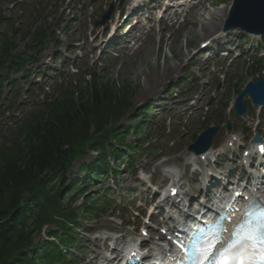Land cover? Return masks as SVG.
<instances>
[{"label":"rangeland","instance_id":"1","mask_svg":"<svg viewBox=\"0 0 264 264\" xmlns=\"http://www.w3.org/2000/svg\"><path fill=\"white\" fill-rule=\"evenodd\" d=\"M128 3L129 0H17L11 4L7 0H0L2 24H22L21 27L24 28L36 21L37 25L44 24L53 30V42L55 39L59 45L58 51H55L54 43L50 42L52 36L49 37L50 43L48 42L46 48L39 53L40 63L31 68L26 83L19 84L22 87L16 102L20 106L14 108L9 119L0 118L1 123L6 124L0 129V135H3L4 131H13L16 121L23 120L28 113H33L57 95L61 99L63 96L70 97L72 93L71 96L76 99L75 90L79 89L78 83L86 72L91 73L89 80H96L95 83H100L105 89H115L112 91L115 93L122 92L121 88L127 90L126 100L130 106L118 120L108 122L107 129L117 125L131 126L133 121L130 117L135 109H149L146 111L148 114L145 115L144 122L135 127L138 135L134 136V130L127 131L122 143L138 145L144 134H147L152 140L158 141L154 146L156 150L149 153L139 151L136 156L131 155V168L125 159L121 160L117 165L120 167L115 170L116 174H111L112 178L104 176L101 183L92 185L97 192L105 195L110 204L103 208V214L97 217L92 213L84 214V219L79 223L80 230L75 234L79 248L69 249V254L75 256V264H96V261L98 263L104 255L107 256L108 246L116 244V237L131 232L132 227H124L122 221L131 223L137 220L138 217L129 210L137 206L134 203L136 199L140 204L144 202L138 198L143 188L138 185L136 178L144 172L151 175L152 183L162 180L161 161L167 159L168 164L182 169L187 145L191 144L205 127H220L214 138V149H219L226 143L228 135L222 126L227 120L233 125L230 134L237 135L241 139L240 143L246 148H249L250 139L254 134L264 139V109L259 111L250 107L245 98V104L249 107L247 115L236 118L230 110L234 97L244 84L261 77L263 71L259 66L264 63V43L257 53H244L234 63L213 62L214 59L204 63L207 54L197 53L198 43L220 32L225 15L223 9L229 6L230 0H201L195 6L188 4L183 10L191 9L189 13L178 14L175 19L179 21L185 15L183 24H174L169 29L165 24L159 27L158 21H154L151 33H144L134 48H115L111 51L115 55L113 57L99 54L93 49L95 44L91 43L92 38L97 36L100 41L103 38L100 33L102 28H107L115 18L116 12L120 9L123 11ZM109 5L113 6L109 19L102 26H95L94 22L100 21ZM150 12L152 7L144 14L148 15ZM160 28H165L166 32L160 33ZM92 29L95 31L92 32ZM10 30L7 35L12 37ZM15 40L16 50L21 51L25 42L19 40L18 34L15 35ZM220 41L229 45L231 39L225 38V42L224 38H221ZM204 64H207V67L203 66ZM151 81L153 85L147 87ZM88 88V83L86 87L85 84L80 86L83 93ZM168 129L171 131H167ZM89 130L94 131V128ZM242 150H239V155ZM89 161L88 157L74 161L71 173H77L79 165ZM183 177V182H186L187 172ZM112 180L116 182L115 189H109ZM189 187L192 189L193 186ZM104 188L109 189L107 193L103 192ZM69 198L70 196H67L64 199L65 203ZM80 202L81 199L74 207ZM142 215L146 216L143 213ZM158 222V219L148 222L151 228L149 235L153 234L151 232L158 233ZM143 227L144 225L140 228ZM54 229L56 227L53 226ZM114 231L120 234L112 236L110 232ZM44 233L45 231L36 234L35 239H43ZM105 239L109 240L105 241L106 246L103 245Z\"/></svg>","mask_w":264,"mask_h":264},{"label":"trees","instance_id":"2","mask_svg":"<svg viewBox=\"0 0 264 264\" xmlns=\"http://www.w3.org/2000/svg\"><path fill=\"white\" fill-rule=\"evenodd\" d=\"M26 37L27 31L21 40ZM44 38L45 32L35 28L30 44L36 42L35 46L42 48ZM15 48L14 41L0 33V96L4 88L12 85H5L9 76L22 71L32 60L33 45L12 54ZM95 82H90L85 93L78 92L76 99L64 97L39 110L1 141L0 264H65L60 246L72 243L67 235L70 227L76 229L78 219L72 203H64L66 193L76 188L78 179L66 180L65 175L71 163L85 155V149L99 150L101 155L93 160L90 169L85 165L79 169L93 178L98 170H104V165L99 164V159L104 161V144L116 135L122 136L121 128L106 126L130 106L127 90L121 88L122 92L115 93V89H105ZM92 127L94 131L89 130ZM79 178L80 185L89 184L86 177ZM64 184L66 193L61 191ZM47 224L58 226L62 232L49 231L47 236L53 238L52 242H35L36 233Z\"/></svg>","mask_w":264,"mask_h":264},{"label":"snow or ice","instance_id":"3","mask_svg":"<svg viewBox=\"0 0 264 264\" xmlns=\"http://www.w3.org/2000/svg\"><path fill=\"white\" fill-rule=\"evenodd\" d=\"M229 219L221 217L222 221ZM226 232L223 224L217 222L207 232L201 231L196 244L179 240L177 246L185 250L187 264H264V203L248 201L228 239Z\"/></svg>","mask_w":264,"mask_h":264},{"label":"water","instance_id":"4","mask_svg":"<svg viewBox=\"0 0 264 264\" xmlns=\"http://www.w3.org/2000/svg\"><path fill=\"white\" fill-rule=\"evenodd\" d=\"M254 34L264 35V0H232L228 17L225 21L224 30L235 29ZM247 95L253 105L264 104V79L255 84H248L242 93L237 97L234 112L235 115H241L246 112L242 105V97ZM227 131L230 130V123L226 125ZM217 132V128H208L200 134L194 145L188 149L195 152H203L210 144L212 137ZM254 142H259L258 137L253 138ZM204 143L203 147L199 144Z\"/></svg>","mask_w":264,"mask_h":264},{"label":"bare ground","instance_id":"5","mask_svg":"<svg viewBox=\"0 0 264 264\" xmlns=\"http://www.w3.org/2000/svg\"><path fill=\"white\" fill-rule=\"evenodd\" d=\"M171 2H173V1H171ZM223 12L224 13H226V7H224V9H223ZM222 12V13H223ZM93 31H95L94 29H92V32ZM98 41V37L97 36H94L93 37V40H92V42H97ZM95 46H97V45H95ZM158 77H160V76H158ZM158 79H160V78H158ZM154 81V80H153ZM153 81H151V83H149V85L147 86V87H150L151 85H153ZM155 83V82H154ZM156 84H157V81H156ZM155 84V85H156ZM146 85H147V83H146ZM148 91H150L149 89H148ZM228 142H231V138H229V141ZM254 147V146H253ZM253 147L252 148H250V154H252V150H253ZM226 149V148H225ZM214 151V149H209V152L208 153H206V154H203V155H201V156H193L192 154H190L189 156H188V163H194L195 164V162H197V161H199L201 158H203L200 162H203V161H206L209 157H211V156H213L215 153H216V151H215V153L213 152ZM220 151V150H219ZM218 151V152H219ZM226 150H221L219 153H222V152H225ZM225 166V164H222V166L221 167H224ZM186 167H187V164H186ZM219 167V166H218ZM220 167V168H221ZM165 172V176H170L169 178H171V179H173V181H174V183L176 182V180H177V175H176V172L174 171V169H168V170H165L164 171ZM256 175V174H255ZM193 184H196V186H197V191H199V189H200V187L201 186H203L204 184H205V178H203V180L201 181V178H198L197 176H196V180H195V182L193 183ZM209 185V184H208ZM175 186V185H174ZM173 186V187H174ZM172 191V189H169V190H166V193H169V192H171ZM207 191H209V189L208 190H206V192ZM187 195H189V193H188V191H184V192H182L181 194H178L177 196H175L174 198H173V200L175 201V203H176V201L178 200V199H180L179 198V196L181 197V199L177 202L178 204L180 203V202H182V205L181 206H178V207H186V201H185V199H184V196H187ZM190 197H192V195H190ZM261 199L262 200H264V195H262L261 196ZM197 200V199H196ZM195 200V203L197 202ZM187 212V211H186ZM189 216V215H188ZM166 221H164L163 222V220L161 221V223H162V228H166V226H165V224H166V222L167 221H169L170 219H173V216H172V214L170 213H166ZM136 224H137V222H136ZM118 248L117 247H113L112 248V257H110V258H105V259H107V261H108V263L109 264H113V263H116V261L119 259V254H118Z\"/></svg>","mask_w":264,"mask_h":264}]
</instances>
